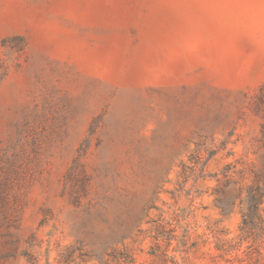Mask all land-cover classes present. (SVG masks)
Wrapping results in <instances>:
<instances>
[{
  "label": "rangeland",
  "instance_id": "obj_1",
  "mask_svg": "<svg viewBox=\"0 0 264 264\" xmlns=\"http://www.w3.org/2000/svg\"><path fill=\"white\" fill-rule=\"evenodd\" d=\"M263 130L264 0H0V264H264Z\"/></svg>",
  "mask_w": 264,
  "mask_h": 264
},
{
  "label": "trees",
  "instance_id": "obj_2",
  "mask_svg": "<svg viewBox=\"0 0 264 264\" xmlns=\"http://www.w3.org/2000/svg\"><path fill=\"white\" fill-rule=\"evenodd\" d=\"M264 132V130H263ZM252 188L251 196L249 197V207L250 211L247 213H244V219H243V225L242 230L244 231L245 235L248 236L249 232L252 233V223H253V217L255 215H258L260 217L259 213V203L261 201V197L264 194V190L260 184L254 185ZM252 213V214H251Z\"/></svg>",
  "mask_w": 264,
  "mask_h": 264
}]
</instances>
